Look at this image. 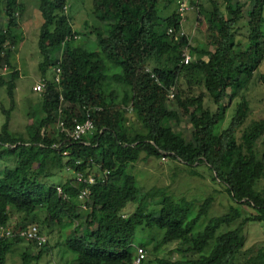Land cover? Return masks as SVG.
Returning <instances> with one entry per match:
<instances>
[{
	"label": "trees",
	"instance_id": "16d2710c",
	"mask_svg": "<svg viewBox=\"0 0 264 264\" xmlns=\"http://www.w3.org/2000/svg\"><path fill=\"white\" fill-rule=\"evenodd\" d=\"M67 1H37L45 86L27 136L6 126L17 72H0L10 99L9 108L1 106L7 119L0 127V264H134L137 246L144 251L138 264H264V241L244 249V225L264 226V189L257 187L264 179V117H250L244 93L254 77L264 87V71L257 70L264 60V0H189L216 30L212 49L182 32L181 0L170 12L173 0H92L100 24L88 31L93 41L72 28ZM23 11L21 0H0V70L13 69L9 57ZM194 86L198 94H190ZM87 113L94 130L82 141L71 142L56 126L59 120L72 126ZM183 120L190 123L188 141L176 128ZM142 153L182 162L192 174L205 162L233 204L211 216V196L194 200L143 187L131 171ZM65 169L72 176L55 183ZM78 172L94 179L82 198ZM30 223L40 233L58 231L56 262L43 258L47 240L38 245L21 235ZM152 229L159 238L132 244L137 232Z\"/></svg>",
	"mask_w": 264,
	"mask_h": 264
},
{
	"label": "rangeland",
	"instance_id": "374dc122",
	"mask_svg": "<svg viewBox=\"0 0 264 264\" xmlns=\"http://www.w3.org/2000/svg\"><path fill=\"white\" fill-rule=\"evenodd\" d=\"M24 6V11L20 19V28L17 30V42L13 46V50L9 57V62L13 69L8 70L4 68L0 72H12L16 70L17 77L15 78L14 85V105L9 111V118H6V114L1 110V106L10 107V99L6 94L5 87L0 88V127L7 119L9 129L27 136L26 126L34 119V113L40 111V92L33 90V85L38 82L41 77V72L38 70V63L41 60V55L38 49L39 28L41 25V15L37 8L38 0H21ZM178 0H173L168 4L165 9L166 12L172 11L177 6ZM187 5V9L182 13V32L188 35L192 44H203L208 49L213 48L214 36H216V30L209 28V18L205 13H199L196 5L189 0H182ZM66 13L72 28L79 32L81 39L95 40V34H88L90 27H100L98 20L95 19L92 13V0H68ZM89 27V28H88ZM92 29V28H91ZM87 32V36H86ZM97 32V31H96ZM94 45L92 42L91 46ZM264 71V60L257 69ZM52 71V72H51ZM53 73V69L47 71V75L50 76ZM81 78L78 77V85H81ZM200 89L196 86L192 88L190 94H198ZM250 102V117H264V87L254 77L247 89L244 91ZM173 99L170 103H173ZM204 103L209 105L212 109L215 105L209 100L207 96L203 98ZM228 115V111L227 114ZM6 121V122H7ZM129 124L135 131L140 129V125L134 120L133 117L129 119ZM55 126V125H51ZM57 126V124H56ZM180 126V127H179ZM177 129L181 128L183 131V138L189 140L190 123L183 120ZM54 128V127H53ZM135 134V132H133ZM215 151L218 146L214 145ZM132 165V166H131ZM131 171L137 178L139 184L145 188L152 186L166 187L175 196L185 197L187 199H199L211 196L212 204L209 210V215H218L226 212L228 207L233 204V201L224 190V187L218 182V180H212L210 174L211 171L204 164L196 167V174H192L185 168V164L182 162L173 161L167 156L164 158L146 157L143 153L139 159L131 164ZM61 173V172H60ZM72 171L65 169L61 175L54 176V182H63L65 178L72 176ZM258 188L264 189V179L257 184ZM134 205L129 204L125 208V212H132ZM245 212L252 211L249 208L244 207ZM32 213L30 215L32 216ZM29 225V224H28ZM34 225V223H30ZM43 229L47 242L50 246L48 254L43 253V258L49 257L51 262L55 260V241H57L58 231L55 229L52 232ZM148 234L147 230L137 232L133 237L132 244H138L145 241L148 237L152 239L159 238V233L155 230H150ZM245 245L244 249H249L258 246L264 241V226L256 222H248L244 225ZM54 243V244H53ZM53 244V245H52ZM175 243L161 248L158 255H161L163 251L170 250ZM13 251L19 253L22 251V247L12 248ZM37 250H34V253ZM16 256V255H15ZM10 257H8L9 259Z\"/></svg>",
	"mask_w": 264,
	"mask_h": 264
},
{
	"label": "built area",
	"instance_id": "2783aa9c",
	"mask_svg": "<svg viewBox=\"0 0 264 264\" xmlns=\"http://www.w3.org/2000/svg\"><path fill=\"white\" fill-rule=\"evenodd\" d=\"M187 9V5L183 1H179L178 3V12L180 15H182L183 11ZM170 31V30H169ZM189 60V55L184 54L183 55V61L184 63H187ZM58 71V69H57ZM59 76L56 75L55 79L58 80ZM45 86V82L43 79L39 80L33 85V90L36 92H40L43 90ZM170 98L174 97V93L170 92L169 94ZM58 127H60V130L65 131L67 134V138H69L70 141H82L83 137L89 133H91L94 130V123L90 115L87 113L86 117L82 121H76L74 120V123L72 126L68 127L65 125V123L62 120L58 121ZM164 158V157H162ZM75 180L77 182H80L83 184L82 189L79 192V197H86L89 192L90 188L94 183L93 177H87L85 178L82 173L78 172L75 175ZM57 190L61 192V187H57ZM8 234L9 231H6ZM21 235L26 236L29 239H33L37 242L38 245L43 244L46 241V236L39 232V229L36 225H30L27 229L23 230L21 232ZM144 257V251L141 247L136 249V257L134 259V264H138L139 261Z\"/></svg>",
	"mask_w": 264,
	"mask_h": 264
},
{
	"label": "clouds",
	"instance_id": "9594fccd",
	"mask_svg": "<svg viewBox=\"0 0 264 264\" xmlns=\"http://www.w3.org/2000/svg\"><path fill=\"white\" fill-rule=\"evenodd\" d=\"M181 1H182V0H181ZM178 3H179V1H178ZM177 10H178V6H177ZM178 13H179V12H178ZM179 15H180V14H179ZM180 16H182V15H180ZM41 79H42V78H41ZM41 79H40V80H41ZM35 92H36V91H35ZM40 92H41V91H40ZM57 127H58V124H57ZM69 127H70V126H69ZM59 130H60V128H59ZM60 131H61V130H60ZM71 142H72V141H71ZM162 157H165V156H162ZM74 179H75V176H74ZM74 182L76 183L75 180H74ZM57 187H60V186H57ZM37 228H38V227H37ZM42 234H45V233L42 232ZM139 247H141V246H137L136 249L139 248Z\"/></svg>",
	"mask_w": 264,
	"mask_h": 264
}]
</instances>
